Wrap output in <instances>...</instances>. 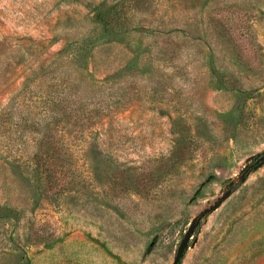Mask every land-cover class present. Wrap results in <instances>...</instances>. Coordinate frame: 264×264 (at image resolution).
<instances>
[{"label": "rangeland", "instance_id": "obj_1", "mask_svg": "<svg viewBox=\"0 0 264 264\" xmlns=\"http://www.w3.org/2000/svg\"><path fill=\"white\" fill-rule=\"evenodd\" d=\"M262 152L264 0H0V264H264Z\"/></svg>", "mask_w": 264, "mask_h": 264}, {"label": "water", "instance_id": "obj_2", "mask_svg": "<svg viewBox=\"0 0 264 264\" xmlns=\"http://www.w3.org/2000/svg\"><path fill=\"white\" fill-rule=\"evenodd\" d=\"M257 156H259V158H260L261 160L264 159V152L259 153ZM243 179H244V177H243ZM197 223H198L197 221L194 222V223H193V224L187 229V231L185 232V234H184V236H183L181 242H180L179 245H178V251H177V253H176V255H175V258H174L172 264H178V262L180 261L181 257L183 256V253H184V251H185V249H186V247H187V243H188V241H189V239H190L191 232H192V230L196 227Z\"/></svg>", "mask_w": 264, "mask_h": 264}]
</instances>
